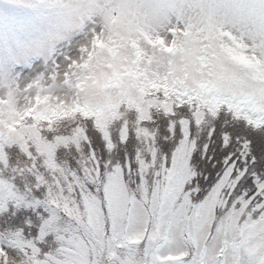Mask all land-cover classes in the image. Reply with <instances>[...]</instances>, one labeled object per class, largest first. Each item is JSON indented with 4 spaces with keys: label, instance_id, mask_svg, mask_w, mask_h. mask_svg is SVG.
Returning <instances> with one entry per match:
<instances>
[{
    "label": "snow or ice",
    "instance_id": "6c2138e0",
    "mask_svg": "<svg viewBox=\"0 0 264 264\" xmlns=\"http://www.w3.org/2000/svg\"><path fill=\"white\" fill-rule=\"evenodd\" d=\"M81 2L39 0L72 15ZM91 2L95 19L108 21L119 6L173 49L197 48L206 79L181 99L207 96L212 123L195 110L177 117L173 106L115 139L49 141L16 129L39 111V97L25 94L7 118L0 104V217L21 225L0 232V264H264V0ZM95 19L91 32L107 27ZM37 156L47 178L36 173Z\"/></svg>",
    "mask_w": 264,
    "mask_h": 264
},
{
    "label": "clouds",
    "instance_id": "9594fccd",
    "mask_svg": "<svg viewBox=\"0 0 264 264\" xmlns=\"http://www.w3.org/2000/svg\"><path fill=\"white\" fill-rule=\"evenodd\" d=\"M41 5L57 18L58 27L63 30L59 36L75 31L91 34L81 45L84 52L68 57L65 65H56L51 82L41 75L27 93L12 90L11 98L8 91L0 95L6 118L11 109L19 112L23 107L25 94L32 101L39 97V111L23 114L16 123L17 130L27 126L49 141L56 137L84 136L85 133L101 137L107 133L115 139L125 125L130 130L148 126L143 121H158L165 116V109L173 106L177 117L191 119L195 110L205 113V127L212 123L210 103L205 102L207 96L200 99L194 94L181 99L186 88L198 87L206 79L205 72L197 67L200 56L197 48L173 49L158 30L148 29L136 16L122 11L119 6H114L115 15L109 14L105 22L102 18L95 19L101 15L95 11L99 4L91 0L73 5L78 9L74 15L67 10L57 13ZM94 19L96 24L106 23L107 27L91 32L88 25ZM161 40L166 42L159 44ZM154 47L157 49L155 57L152 56ZM181 107L187 111L181 112ZM223 107L220 104V108ZM31 138L32 132L26 133V141L34 143ZM21 156V153L16 154L17 161L27 166ZM37 159L40 163L36 173L47 178L51 173L44 167L43 158L37 156ZM24 180H29L28 173Z\"/></svg>",
    "mask_w": 264,
    "mask_h": 264
},
{
    "label": "rangeland",
    "instance_id": "374dc122",
    "mask_svg": "<svg viewBox=\"0 0 264 264\" xmlns=\"http://www.w3.org/2000/svg\"><path fill=\"white\" fill-rule=\"evenodd\" d=\"M62 31L39 0H0V95L27 89L41 75L51 82L57 64L81 54L91 33Z\"/></svg>",
    "mask_w": 264,
    "mask_h": 264
},
{
    "label": "trees",
    "instance_id": "16d2710c",
    "mask_svg": "<svg viewBox=\"0 0 264 264\" xmlns=\"http://www.w3.org/2000/svg\"><path fill=\"white\" fill-rule=\"evenodd\" d=\"M19 227H21V225L6 223L3 218L0 217V232L4 231L5 229L14 230Z\"/></svg>",
    "mask_w": 264,
    "mask_h": 264
}]
</instances>
